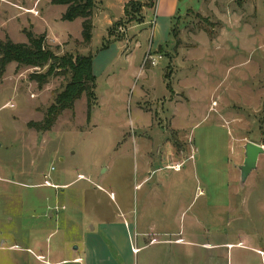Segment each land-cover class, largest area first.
Here are the masks:
<instances>
[{"label":"rangeland","instance_id":"374dc122","mask_svg":"<svg viewBox=\"0 0 264 264\" xmlns=\"http://www.w3.org/2000/svg\"><path fill=\"white\" fill-rule=\"evenodd\" d=\"M52 1L0 0V40L8 33L22 44L23 31L49 32L57 57L90 54L94 100L89 116L83 96L38 134L27 125L42 120L67 80L52 76L39 88L28 76L47 68L7 66L0 82V264H42L26 249L33 250L30 237L45 242L49 234L51 251L68 258L90 230L88 218L122 222L127 210L139 230L158 221L159 240L132 255L137 264H264V154L242 185L238 170L246 143L264 151V0H155L159 9L142 22L159 29L155 38L142 31L135 49L131 35L142 27L131 29L137 24L126 25L124 16L103 38L107 20L120 14L115 0L93 18L87 48L72 38L76 24L61 22L65 7ZM113 43L121 48L114 60ZM146 50L155 66L144 61ZM171 157L179 172L166 167ZM147 173L149 184L136 189ZM154 183L161 187L146 200ZM167 239L181 244H158Z\"/></svg>","mask_w":264,"mask_h":264},{"label":"trees","instance_id":"16d2710c","mask_svg":"<svg viewBox=\"0 0 264 264\" xmlns=\"http://www.w3.org/2000/svg\"><path fill=\"white\" fill-rule=\"evenodd\" d=\"M52 5L63 6L65 11L61 16L62 22L71 23L77 19L82 20L81 23V41H75L78 46L87 48L92 40V19L94 2L93 0H53ZM155 0L129 1L124 5L123 16L127 20L126 25L141 24L142 11L144 8L153 9ZM120 25L114 23L112 27L115 29ZM27 42L13 43L8 37L3 41L0 40V82L6 72L7 66L15 64L17 68L38 69L47 68L44 75L37 73L30 74L28 79L34 82L39 88L46 85L48 79L52 76L64 77L66 84L54 94L51 105L43 114L42 120L37 123H29V129L36 133L49 132L55 125L57 119L64 111H71L75 102L84 96L86 99L88 116L94 100V82L95 77L92 73V56L88 54L71 55L68 53L57 57L55 52L57 47L52 48L46 43V36L34 35L30 31H23ZM171 37H174V27L170 30ZM102 50L107 49L105 45L101 46Z\"/></svg>","mask_w":264,"mask_h":264},{"label":"crops","instance_id":"0c3cea01","mask_svg":"<svg viewBox=\"0 0 264 264\" xmlns=\"http://www.w3.org/2000/svg\"><path fill=\"white\" fill-rule=\"evenodd\" d=\"M141 1H143V0H141ZM93 2H94L93 18H96L97 15L105 12L107 8H111L113 6V4L111 2H109V0L99 1L97 3L93 0ZM128 2H129V0H115L117 8L120 11V14L116 18H112V19L107 20L103 38L106 36L107 30L115 22H117L118 20H120L123 17L124 5ZM156 3H157V0H156ZM97 4H99V6ZM104 5H105V7H104ZM157 8L159 9V6L158 7L154 6V8L152 10L148 9V8H144L142 11V18H144L143 16H145V14L147 12H153L155 15V10L157 11ZM64 11L61 13L60 17L64 13ZM71 23L76 24L77 31L79 33L78 36H76V37L72 36V38L75 41L80 42L81 41V23H82V20L77 19ZM152 23H153L152 21L149 23L148 28H145V26H146L145 22H142L141 24H137L136 26H132V28L130 27L131 29H134V28L140 29L142 27L137 34L131 35V36H135V38L132 41V43L134 44V49L140 48L139 47V40L141 39V32L142 31H143V33H148V32L152 33L153 38H155L156 30H157V28L159 29V26L157 25V22H155L154 27H152L153 26ZM93 27L95 28L94 21H93ZM130 28H127L126 31H128ZM7 36L10 39H12V37L8 33H7ZM67 36H70V35L69 34L62 35L61 38L53 37L52 41H50V42L55 43V40H59V39H62L63 37H67ZM50 37H51V35H49V32H48V36L46 37V42H47V38H48V40H50ZM159 42H161V41H158V43ZM158 43H157V45H158V51H159L163 47ZM111 46L116 47L117 53H116V56H114V58L112 59V60H114L119 56L121 48H120L119 44H117V43H113ZM149 47L150 46H148V50H149ZM148 50H146L144 52L143 57L146 53H148ZM131 53L127 54L123 57L126 60H128L127 58L131 56ZM187 99H188L189 104H190L191 99L190 98H187ZM169 105L173 109L176 106H178L176 103H169ZM150 119H151V116H150ZM151 121L152 120H150V124H151ZM172 121H173V116H172L170 123ZM146 126L147 125H144L142 127L145 128ZM171 128H172V130H174V132L176 133V135L178 137V133H179L178 130L176 128L172 127V125H171ZM172 159L173 160H171V161L173 164L171 166L179 164V162L176 161L174 158H172ZM171 166L169 165L166 167L169 168ZM151 175H152V173H147V175L143 176V178L136 185L135 188L136 189L137 188H140V189L145 188L149 184L148 182L150 181ZM159 187H161V183H154L152 185V187H150V189L147 191L146 200H149L150 196L153 195L157 191V188H159ZM146 205H145V207H146ZM128 215H130L129 210H127V212L125 214V218L122 222H119L117 220L118 218L116 215L114 217L113 216L109 217L108 219L103 218L102 216H99V215L98 216L96 215L97 218L95 217L94 219L88 218L87 220H88V226L90 227V230H88L87 232H84L82 234L83 237L80 240L76 241V245H75L74 249L71 251V255L68 258L63 257L61 254H58L57 252L51 251L50 247L48 246V238L51 234H49L47 236V238L44 240L45 242H43V239H41L40 237L39 238L34 237V236L32 238L30 237L29 243H30V246H32L33 250L28 248V249H26V252L30 253V255H32L37 262H40L38 260V258H41V257L43 258V261H44V257L51 259V262L44 261V263L41 262L42 264H137V261H135V260L133 261L132 255L133 254H139V252H142V251L149 249V248H152L154 246V244L153 245L151 244V245H148L145 247L144 243H149L148 241L151 238L158 237L157 236L158 233L156 232L158 221L153 220V219H149L147 222H145V225L143 226V228H141V230H139V228H138L139 220L136 219V222H135V218L131 219L130 216H128ZM92 223H93V225H92ZM131 223L134 226L133 232L137 236V241H136L137 247H135V242H133V241L131 242V239L129 237L128 229L130 228ZM162 235L165 237H169L171 234L168 232V230H163ZM145 236H147V239ZM184 239L185 238H183V236H182V238H181L182 244H190V242H186ZM156 240L158 241L159 239L156 238ZM133 243H134V247L131 246V245H133ZM161 243L165 244V245H171L172 243L181 244V243L173 242L169 239L164 240L158 244H161ZM62 248L63 247L61 246L60 252H64V250H62ZM134 249L137 250L136 253L133 252Z\"/></svg>","mask_w":264,"mask_h":264},{"label":"water","instance_id":"95a60500","mask_svg":"<svg viewBox=\"0 0 264 264\" xmlns=\"http://www.w3.org/2000/svg\"><path fill=\"white\" fill-rule=\"evenodd\" d=\"M244 160L241 166L238 167L240 178L239 183L242 185L247 180L252 171L256 169L258 157L264 154L261 146L248 142L243 147Z\"/></svg>","mask_w":264,"mask_h":264},{"label":"built area","instance_id":"2783aa9c","mask_svg":"<svg viewBox=\"0 0 264 264\" xmlns=\"http://www.w3.org/2000/svg\"><path fill=\"white\" fill-rule=\"evenodd\" d=\"M158 58L160 59V57H158ZM146 60H148L153 66H155V60L153 59V57H150V56H149V53H146V56L144 57V61H146ZM144 63H145V62H143V64H144ZM169 169H171V170H173V171H175V172H179L180 169H181V164H177V165L171 166V167H169ZM43 185L46 186V187L49 186L47 182H45ZM136 251H137V250H135V249L133 250L134 253H136ZM38 260H39L40 262L44 263L42 257H41V258H38Z\"/></svg>","mask_w":264,"mask_h":264}]
</instances>
